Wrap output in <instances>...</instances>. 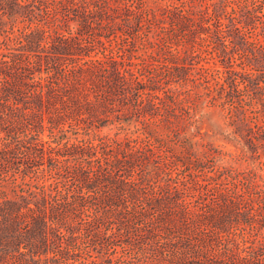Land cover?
Returning a JSON list of instances; mask_svg holds the SVG:
<instances>
[{"label":"trees","instance_id":"16d2710c","mask_svg":"<svg viewBox=\"0 0 264 264\" xmlns=\"http://www.w3.org/2000/svg\"><path fill=\"white\" fill-rule=\"evenodd\" d=\"M0 264H264V0H0Z\"/></svg>","mask_w":264,"mask_h":264},{"label":"rangeland","instance_id":"374dc122","mask_svg":"<svg viewBox=\"0 0 264 264\" xmlns=\"http://www.w3.org/2000/svg\"><path fill=\"white\" fill-rule=\"evenodd\" d=\"M215 129H216V131H215V133L213 134V138H214L215 140L219 141V142L224 141V139H223V135L221 134V130H220L218 127H216Z\"/></svg>","mask_w":264,"mask_h":264}]
</instances>
